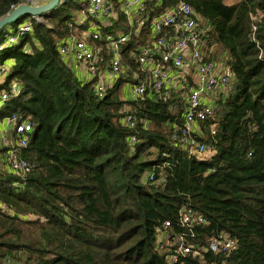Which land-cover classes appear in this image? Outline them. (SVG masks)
I'll use <instances>...</instances> for the list:
<instances>
[{"label":"trees","instance_id":"16d2710c","mask_svg":"<svg viewBox=\"0 0 264 264\" xmlns=\"http://www.w3.org/2000/svg\"><path fill=\"white\" fill-rule=\"evenodd\" d=\"M25 1L0 0V18ZM178 2L208 29L203 59L226 62L231 75L225 94L207 97L211 114L192 134L206 156L172 141L184 113L179 94L194 87L190 75L166 103L148 91L114 99L121 83L143 79L134 55L148 39L122 14L106 26L91 17L79 23L82 7L65 0L42 22L20 17L0 29L7 68L0 87L13 81L21 91L0 119L32 123L20 150L29 172L18 178L0 166V264H171L179 238L189 252L174 264H264V0H152L147 8L157 15ZM89 21L99 38L83 39L100 49V70L111 57L104 36L128 35L119 46L124 74L101 99L95 79H78L58 53ZM25 23L30 32L5 44ZM125 115L132 127L121 123ZM182 209L203 224L180 226ZM220 236L232 250L220 251Z\"/></svg>","mask_w":264,"mask_h":264},{"label":"built area","instance_id":"2783aa9c","mask_svg":"<svg viewBox=\"0 0 264 264\" xmlns=\"http://www.w3.org/2000/svg\"><path fill=\"white\" fill-rule=\"evenodd\" d=\"M64 1L59 0L58 7ZM149 1L152 0H81L83 6L80 13L84 19L91 17L102 26H106L108 20H114L117 14H122L126 24L133 27L135 35H138L141 29L146 30L147 42L134 55L143 72V79L129 85L130 100H138L148 91L153 92L161 102L166 103L171 99L168 95L170 91L174 93L180 88L186 74L193 78L194 87L188 92L179 94V98L183 101L184 113L182 124L172 135V141L188 148L189 152L206 156L208 147L194 139L192 134L195 133L198 122L211 114L212 107L208 105L207 97L223 95L227 92L231 79L230 72L226 62L215 63L203 59V48L208 41V29L189 5L178 2L157 15H150L152 11L147 8ZM46 2L47 0H26L23 5L38 6ZM34 20L40 22L39 19ZM96 29V24L93 26L88 23V29L81 39L66 38L59 43L58 53L61 57L71 55L74 63L82 66L85 80L95 79L92 91L96 98L101 99L116 79L124 74L120 64L119 46L126 42L128 35L104 36L111 57L107 69L100 70V49L90 46L83 39L84 35L90 34L92 40H97L99 36ZM29 32V24H22L16 28L15 36L7 37L5 44H12L17 36ZM6 71L5 66L0 67V85L6 83ZM133 78L136 79V76ZM19 88V85L13 81L8 82L6 89L0 87V112L3 111L6 102L20 94ZM177 103L174 102V108L178 107ZM133 122L134 119L129 115H125L121 120V123L127 127H132ZM2 125L8 128L7 132L0 131L2 161L10 174L21 178L29 172V165L20 154V150L27 145L32 133V123L27 117L11 114L0 119V126ZM130 141L133 142V139ZM178 222L180 226L189 230L193 226L203 224V219L191 210L182 209L178 215ZM168 226L166 222L162 224V228ZM177 243L171 264L177 262L176 255H185L189 252L180 238L177 239ZM217 246L225 253L234 247L233 243L223 236H220ZM193 256H197V253L193 252Z\"/></svg>","mask_w":264,"mask_h":264},{"label":"water","instance_id":"95a60500","mask_svg":"<svg viewBox=\"0 0 264 264\" xmlns=\"http://www.w3.org/2000/svg\"><path fill=\"white\" fill-rule=\"evenodd\" d=\"M58 1L59 0H47L46 3L38 6L19 5L0 18V29L20 17H31L33 19H39L42 22V16L56 8L58 6Z\"/></svg>","mask_w":264,"mask_h":264},{"label":"crops","instance_id":"0c3cea01","mask_svg":"<svg viewBox=\"0 0 264 264\" xmlns=\"http://www.w3.org/2000/svg\"><path fill=\"white\" fill-rule=\"evenodd\" d=\"M76 1L80 4L81 7L83 6L81 0H76ZM234 1H236V0H234ZM234 1H232V2H234ZM57 7H58V6H57ZM80 12H81V11H78V12L75 14L76 20H78L79 23L84 19V17L81 15ZM40 22H41V21H40ZM62 59H63V62L65 63V65H66L67 67H69V69H71L72 73H73L78 79H81V80H85V79H86V78L84 77V76H85V73H84V71H83L82 66L75 64V63H74V60L72 59V56H71V55H67V56H65V57H62ZM83 77H84V78H83ZM122 84H123V83H121L120 86H121ZM120 86L118 87V90H117L118 92H119ZM116 94H117V92H116ZM127 98H128V94H127ZM124 99H125V98H124ZM0 131H1V132H7V131H8V128H7L6 126L2 125V126H0ZM0 164H1L0 166H2V168H4L5 170H7L6 167H5V164H4L3 161H2V156H1V155H0ZM7 171H8V170H7Z\"/></svg>","mask_w":264,"mask_h":264},{"label":"rangeland","instance_id":"374dc122","mask_svg":"<svg viewBox=\"0 0 264 264\" xmlns=\"http://www.w3.org/2000/svg\"><path fill=\"white\" fill-rule=\"evenodd\" d=\"M232 1H234V0H223V2L225 3V4H227V3H231ZM89 24H93V26H95V24L94 23H92L91 21H89ZM129 83L128 82H124L121 86H120V89H119V92L117 91V94L115 93L114 94V99L115 100H122V99H124V98H126L127 99V94H128V92H129ZM1 165V164H0Z\"/></svg>","mask_w":264,"mask_h":264}]
</instances>
